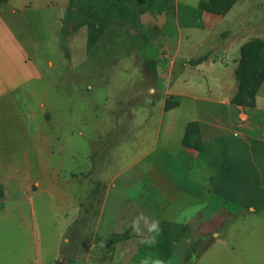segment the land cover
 Wrapping results in <instances>:
<instances>
[{
    "label": "rangeland",
    "instance_id": "rangeland-1",
    "mask_svg": "<svg viewBox=\"0 0 264 264\" xmlns=\"http://www.w3.org/2000/svg\"><path fill=\"white\" fill-rule=\"evenodd\" d=\"M23 1L37 9L32 16L44 14L48 21L33 24L30 30V37L47 52L45 72L31 78L46 80L49 95L46 112L38 111L35 115L40 118L35 116L33 122L38 127L44 117L46 127L58 140L50 144L46 171L51 178L45 179L37 167H27L12 182L0 185L4 192L0 264H88L92 252L99 258L110 257L111 262L105 264H118L114 258L125 259L122 264H156L157 260L162 264H199L201 257L208 263L205 255H221L226 248L233 251L231 256L237 257L238 263H248L251 258L264 264V206L241 208L215 197L202 161L191 170V178L206 190L204 209L184 217L176 215L178 203L171 205L148 179L143 181L138 175L133 131L141 113L148 116H142L143 128L150 122L148 114L163 122L169 117L174 124L187 118L181 111L162 116L159 108L166 88L159 86L157 67L171 46L166 39L174 33L175 0H74L75 5L73 0ZM250 6L253 12L241 22L243 36L264 40V0L242 4L244 9ZM73 12L77 19L71 18ZM59 15L64 17L63 31L55 40L54 22ZM28 102V109L36 111V99L31 97ZM234 109L236 131L264 140V85L254 108ZM98 126L105 132L95 157V172L107 178L116 175L122 170L117 150H125V162L135 171L134 182L127 183L128 195L140 194L136 198L141 204L147 199L142 208L157 223L152 230L141 231L134 241L128 240L134 238L138 216L127 210V205L124 208L123 201L105 198L108 185L97 183L94 189L98 192L73 200V171H80L75 161L85 160L90 151L88 141L96 139L94 129ZM79 188L84 194L86 185ZM184 204L188 205L187 201ZM74 206L80 209L76 217ZM114 214L122 216L120 230L106 225L118 223Z\"/></svg>",
    "mask_w": 264,
    "mask_h": 264
},
{
    "label": "crops",
    "instance_id": "crops-1",
    "mask_svg": "<svg viewBox=\"0 0 264 264\" xmlns=\"http://www.w3.org/2000/svg\"><path fill=\"white\" fill-rule=\"evenodd\" d=\"M230 1L231 9L225 12L221 0H175L174 33L166 39L167 45L171 46L157 67L159 86L166 88L165 99L159 108L162 116L181 111L187 118L174 124L169 117L163 122L148 114L150 122L143 128L142 116H148L141 113L140 122L133 131V143L137 145L134 160L140 167L138 175L143 181L148 179L155 192L171 205L178 203V217L201 213L207 198L205 188L191 178V170L200 160L199 153L182 144L186 125L192 121L201 126L205 165L212 181L213 195L241 208L264 206V140L236 131L233 119L234 108L238 106L231 103L237 93L235 72L240 49L252 40L243 36L241 22L253 12V7L244 9L242 4L252 0ZM36 10L23 0L0 4V185L12 182L15 175L24 173L27 167L41 169L45 179L52 177L46 169L50 166V144L58 140L56 133L46 127L44 117L38 127L33 122L35 116L40 118V115H35L38 111L46 112L45 104L49 96L44 83L46 80L31 78L45 72L47 55L45 46H39L30 37L33 24L45 25L48 22L44 14L32 16V13H38ZM63 22L64 17L59 15L54 22L53 39L61 38ZM231 56L235 57L230 62ZM51 63L49 60L50 66ZM54 85L55 81L51 86ZM35 87L38 90L32 89ZM31 97L36 99V111L28 109ZM167 100L179 102L180 106L166 112ZM177 125L178 132L175 134ZM104 132L105 129L100 126L94 129L96 139L88 141L90 151L85 160L75 161L80 171H73V200L79 201L90 193L98 192L94 189L97 183L108 185L105 198L123 201L124 208L127 205V210L138 216L134 238L128 240L134 241L141 231L152 230L157 223L142 208L147 205V199L141 204L136 198L140 194L134 197L128 195L127 183L134 182L135 171L125 162V150H117V157L121 160L118 167L122 170L116 168V175L107 178V175L101 177L95 172V157L103 146L101 137ZM19 146L26 148L25 151ZM106 179L107 182H104ZM81 184L86 185L84 194L79 191ZM143 185L144 182L140 186L143 188ZM140 198H143L142 194ZM74 210L76 217L80 209L74 206ZM113 216L117 217L118 223L108 222L106 225H114L111 230H120L123 225L119 219L122 216ZM96 237L100 238L99 235ZM138 242L135 241V247ZM226 249L221 255H205L208 263H203L201 257L199 264L260 263L251 258L248 263H238L237 257L231 256L233 251ZM114 260L122 264L125 259ZM87 262L105 264L111 259L96 257L92 252Z\"/></svg>",
    "mask_w": 264,
    "mask_h": 264
},
{
    "label": "trees",
    "instance_id": "trees-1",
    "mask_svg": "<svg viewBox=\"0 0 264 264\" xmlns=\"http://www.w3.org/2000/svg\"><path fill=\"white\" fill-rule=\"evenodd\" d=\"M9 0H0V4ZM222 8L225 12L231 9L230 0H221ZM73 5H75L73 0ZM77 19L78 15L73 12L71 16ZM237 80V93L231 103L238 107L254 108L256 97L261 87L264 85V40L253 39L246 42L240 49L239 64L235 72ZM180 106L179 102L166 101L165 111L168 112ZM182 144L186 148L193 149L199 153L200 161L206 163L205 147L202 139L201 126L198 122H189L186 125ZM4 197V192L0 186V204Z\"/></svg>",
    "mask_w": 264,
    "mask_h": 264
},
{
    "label": "clouds",
    "instance_id": "clouds-1",
    "mask_svg": "<svg viewBox=\"0 0 264 264\" xmlns=\"http://www.w3.org/2000/svg\"><path fill=\"white\" fill-rule=\"evenodd\" d=\"M156 264H162V261L157 260Z\"/></svg>",
    "mask_w": 264,
    "mask_h": 264
}]
</instances>
